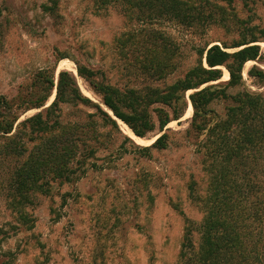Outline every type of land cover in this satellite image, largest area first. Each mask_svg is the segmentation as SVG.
<instances>
[{"label": "rangeland", "instance_id": "obj_1", "mask_svg": "<svg viewBox=\"0 0 264 264\" xmlns=\"http://www.w3.org/2000/svg\"><path fill=\"white\" fill-rule=\"evenodd\" d=\"M185 1L194 15H202L191 26L163 16L143 18L136 8L126 16L123 0H58L54 17L41 10L49 0H0V95L12 99L32 83L38 70L56 67L55 81L59 71L71 73L81 94L116 122L105 123L93 106L61 105V119L81 124L90 135L78 138V147L88 143L93 154L82 158L84 164L71 181H54L47 193L30 195L23 208L27 224L10 206L7 178L15 160L0 157V264H181L180 245L188 225L198 247L204 212L201 202L189 196V186L193 182L196 195L203 198L208 177L192 139L184 133L191 106L178 121L138 141L77 74L75 64L118 86L138 84L132 58L142 57L141 38L159 31L176 47V73L170 81L195 64L197 48L253 31L260 57L244 64L242 77L247 88L262 90L247 71L252 66L264 70V0ZM125 32L132 38L118 47L116 41ZM227 77L224 70L222 79ZM54 95L55 90L44 107L21 113L15 126L47 107ZM216 110L222 113L223 106ZM152 118L156 123L154 113ZM162 133L168 135L166 149L152 150L151 156L137 150Z\"/></svg>", "mask_w": 264, "mask_h": 264}, {"label": "trees", "instance_id": "obj_2", "mask_svg": "<svg viewBox=\"0 0 264 264\" xmlns=\"http://www.w3.org/2000/svg\"><path fill=\"white\" fill-rule=\"evenodd\" d=\"M123 1L128 5L126 16L136 8L143 18L163 16L186 26L202 18L191 12L194 8L185 0ZM41 10L57 16L58 0L42 4ZM125 35L116 41L118 47H125L132 38ZM141 39L138 48L142 57L132 58L130 64L140 83H109L75 61L77 74L139 138L156 128L161 132L191 106L192 116L184 133L192 139L208 186L203 198L196 195L193 182L189 186V196L201 202L204 213L198 247L193 245L189 225L185 227L181 264H264V70L252 66L247 71L260 91L247 88L242 77L244 64L260 57L258 37L251 31L229 42L197 48L195 64L170 81L176 73L172 40L159 31H150ZM55 69L38 70L32 83L12 99L0 95V157L15 160L8 173V195L23 224L28 221L23 208L30 203V195L47 193L54 181H71L84 164L82 158L93 154L88 143L82 141L84 148L78 147V138L90 135L81 124L61 119V105L93 106L105 123L116 126L106 112L81 94L71 73L61 70L55 81ZM224 70L226 80L222 79ZM53 90L54 99L47 107L15 126L21 113L44 107ZM217 105L223 106L222 113L217 112ZM91 138L96 139V135ZM168 144L167 133H162L152 144L137 146V150L151 156L152 150L166 149Z\"/></svg>", "mask_w": 264, "mask_h": 264}, {"label": "bare ground", "instance_id": "obj_3", "mask_svg": "<svg viewBox=\"0 0 264 264\" xmlns=\"http://www.w3.org/2000/svg\"><path fill=\"white\" fill-rule=\"evenodd\" d=\"M64 62H65V61H63L62 63H64ZM247 63H248V62H247ZM58 69H60V68H58ZM187 113H190V108L187 110ZM124 128H125V127H124ZM128 130H130V129H128ZM131 137H132L133 139H135V140H136V138H137V137H135L132 133H131ZM137 140H138V141H141V138H137ZM137 140H136V141H137Z\"/></svg>", "mask_w": 264, "mask_h": 264}, {"label": "water", "instance_id": "obj_4", "mask_svg": "<svg viewBox=\"0 0 264 264\" xmlns=\"http://www.w3.org/2000/svg\"><path fill=\"white\" fill-rule=\"evenodd\" d=\"M204 62H205V60H204Z\"/></svg>", "mask_w": 264, "mask_h": 264}]
</instances>
